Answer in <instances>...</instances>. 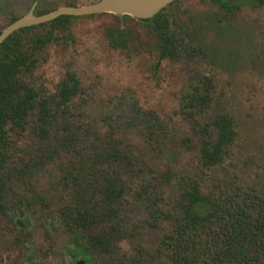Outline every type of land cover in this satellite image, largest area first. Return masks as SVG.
Returning a JSON list of instances; mask_svg holds the SVG:
<instances>
[{
    "label": "trees",
    "instance_id": "trees-1",
    "mask_svg": "<svg viewBox=\"0 0 264 264\" xmlns=\"http://www.w3.org/2000/svg\"><path fill=\"white\" fill-rule=\"evenodd\" d=\"M216 1L226 10L241 6V0ZM247 1L264 6V0ZM113 15L120 23L105 33L113 48L129 47L134 34L121 21L132 18L149 27L164 56L178 52L180 42L166 7L148 19ZM75 17L62 14L21 27L0 43V215L17 231L14 243L32 250L30 231L36 224L32 215L53 209L63 229L78 242L85 264H264V178L254 181L234 174L236 120L220 109L208 117L213 105L211 77L196 80L183 97L191 134L180 141L197 153L193 170L182 175L167 168L158 174L168 184L176 180L178 193L172 198L157 193L150 182L154 160L168 149L169 122L134 102L126 113L121 106L113 107L92 131L73 113L82 90L74 71L67 72L54 99L41 97L26 81L40 54L60 39L59 34L72 38ZM32 112L38 133L49 142L47 153L8 168L10 131L23 128ZM54 125L63 131L55 145L50 139ZM45 164L59 171L49 184L35 171ZM51 214L39 220L47 230ZM141 214L145 216L138 217ZM163 223L168 231L156 247L140 244L145 228ZM135 239L133 250H126L123 243Z\"/></svg>",
    "mask_w": 264,
    "mask_h": 264
},
{
    "label": "rangeland",
    "instance_id": "rangeland-1",
    "mask_svg": "<svg viewBox=\"0 0 264 264\" xmlns=\"http://www.w3.org/2000/svg\"><path fill=\"white\" fill-rule=\"evenodd\" d=\"M35 1L0 0V31L12 17L27 13ZM95 1L38 0L34 11L55 9L67 2L86 5ZM165 7L180 42L174 56H164L149 27L132 18L121 21L134 34L129 47L113 48L105 34L108 27L120 23L113 13L76 15L70 29L72 38L59 34L60 39L43 50L34 71L24 78L41 97L54 99L67 72L74 71L82 90L74 101L73 113L92 131L101 126L103 116L113 107L121 106L126 113L134 102L169 122L168 149L154 160L150 182L157 193L172 198L178 193L176 180L168 184L158 174L167 168L182 175L193 170L197 153L180 141L191 134V120L183 112V97L196 80L209 76L213 105L208 117L220 109L230 112L236 120L239 135L234 174L247 175L254 181L264 178V6L255 7L241 0L239 8L226 10L216 0H174ZM62 133L58 125L52 127L50 139L54 145ZM10 134L8 168L46 155L49 142L38 133L35 112L23 128L11 130ZM35 171L47 184L59 175L49 164L37 166ZM49 212L54 217L49 218L51 227L47 230L40 221ZM55 213L52 209L32 215L36 224L30 231V251L14 243L18 233L0 215V264H85L78 242L63 229ZM167 231L165 223L145 228L140 244L152 249ZM123 245L132 251L137 239Z\"/></svg>",
    "mask_w": 264,
    "mask_h": 264
},
{
    "label": "water",
    "instance_id": "water-1",
    "mask_svg": "<svg viewBox=\"0 0 264 264\" xmlns=\"http://www.w3.org/2000/svg\"><path fill=\"white\" fill-rule=\"evenodd\" d=\"M172 1L174 0H97L86 5H64L43 14L35 13V2L27 13L12 21L0 32V43L21 27L47 22L62 14L87 15L109 12L148 19Z\"/></svg>",
    "mask_w": 264,
    "mask_h": 264
},
{
    "label": "flooded vegetation",
    "instance_id": "flooded-vegetation-1",
    "mask_svg": "<svg viewBox=\"0 0 264 264\" xmlns=\"http://www.w3.org/2000/svg\"><path fill=\"white\" fill-rule=\"evenodd\" d=\"M36 1H38V0H36ZM36 1H35V2H36Z\"/></svg>",
    "mask_w": 264,
    "mask_h": 264
}]
</instances>
